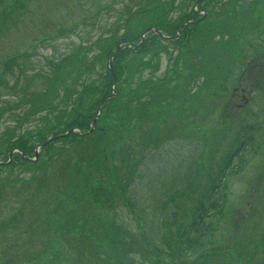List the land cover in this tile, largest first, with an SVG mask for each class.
I'll use <instances>...</instances> for the list:
<instances>
[{
    "label": "rangeland",
    "instance_id": "374dc122",
    "mask_svg": "<svg viewBox=\"0 0 264 264\" xmlns=\"http://www.w3.org/2000/svg\"><path fill=\"white\" fill-rule=\"evenodd\" d=\"M7 1L0 0V10ZM195 1L24 0L0 26V106H7L0 117V138L31 136L44 122L63 126L44 110L26 119L22 114L32 110L14 105L18 99L35 104L50 101L59 91L64 95L58 81L66 76L52 70L51 54L62 58L74 53L79 71L92 62L89 56L80 59L78 47L85 45L98 57L99 50L112 47L113 34L117 40L125 29L140 34L155 24L165 34L174 32L193 17ZM253 1L235 3L246 12L255 7L256 1L249 7ZM211 3L215 1L205 0L201 7ZM226 11L224 6L221 15ZM258 23L256 18L235 23L236 48L231 43L225 47L229 37L221 32L224 28L213 35L203 23L185 41L154 38L152 49L142 54L150 67L138 70L136 55L123 56L120 83L139 86L126 108L142 116L128 121L133 126L129 136L108 144L106 151L114 147L120 153L105 165L87 164L81 175L75 173L85 158L83 148L72 141H67L70 147H60L58 162L43 150L36 162L23 163L16 156L1 165L0 217L5 221L0 220V264H264V64H254L264 62V13L260 28L248 29ZM221 46L226 49L217 51ZM230 49L233 56L236 50L235 63ZM95 63L86 83L103 70L101 59ZM115 117L116 110L107 123ZM249 124H256L260 151L240 173L221 169L227 175L222 183L228 203L218 231L203 252L183 258L174 253L179 242L172 211L180 219L193 216L200 191L211 177L221 175L226 153ZM125 137L135 140L136 157L122 156ZM6 148L0 147L2 161L8 158ZM127 177L132 181L126 183ZM164 181L181 188L165 190ZM174 194L171 202H162Z\"/></svg>",
    "mask_w": 264,
    "mask_h": 264
},
{
    "label": "trees",
    "instance_id": "16d2710c",
    "mask_svg": "<svg viewBox=\"0 0 264 264\" xmlns=\"http://www.w3.org/2000/svg\"><path fill=\"white\" fill-rule=\"evenodd\" d=\"M24 0H9L6 2L4 7L0 10V26L3 25L6 20H9L11 15L14 11L20 6V3H23ZM140 34L134 30H126L123 35H121L118 40H124L130 37L139 36ZM116 38L118 35L115 33L113 34ZM114 41V42H115ZM180 41V40H177ZM150 43V42H149ZM114 44V43H113ZM147 46V45H145ZM149 48H141L135 50L136 58H137V69L141 70L144 67L151 66V61L144 59L142 56L143 53H147L152 49V45L148 44ZM110 50V49H109ZM109 50L103 48L99 52V56L95 58H90V63L86 62L85 66L82 67L79 71L75 69V54L71 53L67 55L63 59V63L60 68V75L66 76L64 80L61 79L58 81V85H64V95L61 97L59 92L56 93L53 97H51L50 101H38V103L31 104L30 102L20 101L19 99L15 102L14 105L22 106L24 105L26 108L25 110H32L22 114V116L29 118L31 113L36 114L40 111H47L51 113L54 119L60 121L62 127H54L53 125H49L44 122L43 125H39L37 131L31 133V136H24L18 137L17 139H12L11 137L0 138V147L5 145L7 150L9 151L13 147H20L22 148L27 154H29V150L33 149V146L40 142L44 141L49 133H59L65 131L66 128L79 126L83 130H89L90 124L92 122V118L96 114L98 105L100 101L107 96L111 92V83L113 82V74L110 71L105 73L98 74L97 78L90 80L86 83L87 77L90 75L92 70L95 68V61L97 59L103 58ZM112 51V50H111ZM130 50H125L121 53V56L125 55ZM89 53V50H88ZM87 49H82L80 53V59L86 61L88 59ZM86 56V57H85ZM70 62V63H68ZM70 66L72 68L70 69ZM116 67H120V64L117 63ZM70 73L71 79L68 78L66 72ZM117 71V70H116ZM118 73V71H117ZM84 75V76H83ZM86 76V78H85ZM118 76L121 77V70L118 73ZM82 78V79H81ZM70 80V81H68ZM139 90V86L135 87H128L123 86L122 84L119 85V95L106 100V109L103 114L99 117L97 122V127L93 130L86 132V133H79V132H72L60 139L53 140L49 142L44 149L46 151L50 150L51 152V162L55 161L58 162L56 157H60V147H70L72 144L68 143L67 141L75 142L76 144L80 145L83 148V157L85 158V163L78 164L75 167L74 172L78 175L82 174V171L86 168L87 164H95L98 168L99 166L105 165V162H109L111 156L119 155V150L111 147V150L108 152L106 148H108V144L115 140L117 136H129L131 130H133V126L131 125L130 120L139 119L142 115L141 113L135 112L134 110H129L126 106L129 104V101L134 99L131 97ZM77 92V98L75 100H71L73 93ZM85 93H88L87 99H84ZM25 99V98H23ZM71 100V101H70ZM73 102L75 108L68 109V105ZM152 104L151 101H147ZM61 103L66 104L65 107L61 106ZM13 105V106H14ZM29 107L27 108V106ZM10 105L9 107H11ZM123 109H120L122 108ZM7 108L6 104L0 106V117L3 115L5 109ZM116 110V117L112 124L107 123V116L111 112ZM24 119V118H23ZM126 121L127 124L124 122ZM22 123V121H21ZM121 126H119V124ZM244 133L252 134L254 132L253 125L249 124L243 129ZM38 136V138L36 137ZM10 138V140H8ZM36 141L34 142V140ZM119 140V138H116ZM133 138L125 137L122 139L124 143L121 147L123 148L122 156L134 155L137 156V149L134 147L135 140ZM250 144L251 147L255 146V142L252 139V136L249 135L246 138L242 139L239 137L236 144L230 150L229 153L226 155L225 161L223 162L220 169L227 173H238L244 169L243 163H234L233 156H236L237 153H242L246 148L247 144ZM106 144V145H105ZM258 145V144H257ZM156 146V145H154ZM158 147V146H157ZM51 148V149H50ZM63 151V150H61ZM233 151V152H232ZM118 152V153H116ZM249 154L253 152L252 149H248ZM128 153V154H127ZM91 155V158L89 156ZM17 159H19L23 163L29 162L28 160L24 159L20 153L16 154ZM81 158V155H79ZM74 166V165H73ZM224 178L219 176L218 178L211 177L209 182L206 184L204 190H201L199 197L197 199V204L193 209V216L189 219H180L177 210L172 211V215L174 214L175 223L177 225V238L179 245L175 247L174 253L179 255H183L185 257L197 256L201 252H203L214 240L215 235L218 231L220 221L222 220V216L227 207L228 203V192L225 190V184L222 183ZM131 177L126 178V183L131 182ZM170 182L164 181V186ZM172 184V183H171ZM189 185H192V182H189ZM126 184L124 183V187ZM1 187V185H0ZM7 186H3L2 189H7ZM169 188V190H176L178 188H174L172 186H165V190ZM15 190V188H11ZM178 191V190H177ZM184 192L181 191L180 194ZM176 194L171 195L169 200L162 201L164 203L171 202L175 199ZM1 223L5 221V219L1 218ZM139 235H145L143 231L139 233ZM147 240L150 238L145 235L144 236ZM138 241L147 246V243L143 241L140 237H138ZM158 249L156 248V251ZM161 255V253H160Z\"/></svg>",
    "mask_w": 264,
    "mask_h": 264
},
{
    "label": "water",
    "instance_id": "95a60500",
    "mask_svg": "<svg viewBox=\"0 0 264 264\" xmlns=\"http://www.w3.org/2000/svg\"><path fill=\"white\" fill-rule=\"evenodd\" d=\"M56 137H58V136H56ZM56 137H54V138H56ZM36 154H37V151H36Z\"/></svg>",
    "mask_w": 264,
    "mask_h": 264
}]
</instances>
